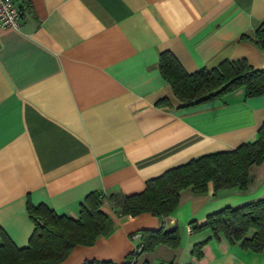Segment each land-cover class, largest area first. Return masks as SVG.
I'll return each instance as SVG.
<instances>
[{
    "label": "crops",
    "instance_id": "0c3cea01",
    "mask_svg": "<svg viewBox=\"0 0 264 264\" xmlns=\"http://www.w3.org/2000/svg\"><path fill=\"white\" fill-rule=\"evenodd\" d=\"M31 1L20 28L0 29V229L17 246L35 228L28 199L77 217L92 190L140 192L170 166L257 137L264 95L247 97L241 86L183 106L159 56L172 50L187 71L227 58L264 68V49L251 39L264 0ZM263 196L264 161L250 168L245 189L215 191L212 181L204 192L183 188L165 216L121 215L105 198L112 229L57 264H124L139 229L176 223L179 246L141 253L144 264H264V247L244 249L209 229L190 232L193 220ZM208 237L196 258L193 245Z\"/></svg>",
    "mask_w": 264,
    "mask_h": 264
},
{
    "label": "trees",
    "instance_id": "16d2710c",
    "mask_svg": "<svg viewBox=\"0 0 264 264\" xmlns=\"http://www.w3.org/2000/svg\"><path fill=\"white\" fill-rule=\"evenodd\" d=\"M23 17L32 6L31 0H15ZM243 36H246L245 34ZM264 49V21L253 31L251 38ZM159 69L170 83L183 106L218 99L243 86L247 97L264 94V68H257L246 58L224 59L213 67L203 66L187 71L170 49L160 52ZM162 102H165L163 100ZM264 161V121L254 140L238 146L203 153L187 161L170 166L151 176L146 187L136 193H104L90 191L80 202L77 217L58 213L46 203L27 201V210L35 228L26 246H17L9 235L0 229V264H57L63 261L77 245H91L100 235L113 227L112 219L102 210L105 198L113 201L121 215L170 214L180 202V192L190 187L204 192L210 181L215 191L239 187L245 189L250 168ZM205 229L212 237H224L229 243H239L244 249L261 251L264 247V196L235 206H225L209 213L206 220L190 222V232ZM140 234V253L152 251L159 244L177 248L181 241L178 224L166 227H143ZM132 233L131 235H133ZM212 237L193 245L196 258L203 256V247ZM132 253V252H131ZM129 254V256L131 255ZM128 256V257H129ZM83 264H114L109 260H85Z\"/></svg>",
    "mask_w": 264,
    "mask_h": 264
},
{
    "label": "built area",
    "instance_id": "2783aa9c",
    "mask_svg": "<svg viewBox=\"0 0 264 264\" xmlns=\"http://www.w3.org/2000/svg\"><path fill=\"white\" fill-rule=\"evenodd\" d=\"M21 25L22 16L16 1L0 0V29L7 26L20 28ZM140 251L141 247L138 244L124 264H144L140 258Z\"/></svg>",
    "mask_w": 264,
    "mask_h": 264
}]
</instances>
